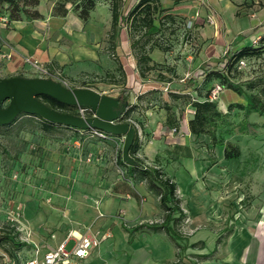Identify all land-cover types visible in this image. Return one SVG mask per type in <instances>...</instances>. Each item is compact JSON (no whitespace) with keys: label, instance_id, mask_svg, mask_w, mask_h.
I'll return each instance as SVG.
<instances>
[{"label":"rangeland","instance_id":"374dc122","mask_svg":"<svg viewBox=\"0 0 264 264\" xmlns=\"http://www.w3.org/2000/svg\"><path fill=\"white\" fill-rule=\"evenodd\" d=\"M113 1L58 0L53 15L65 18L71 13L81 20L85 34L96 37L105 18L99 9L102 5L112 9ZM165 15H156L162 19L156 22L161 27L158 32H150L141 22L130 26L133 63L140 77L161 87L152 85L154 89L142 99V93L131 88L136 109L129 123H118L137 130V158L144 167L157 169L177 184L185 216L174 229L182 240L174 241L158 230L165 215L160 197L149 189L148 181L121 165L124 136L103 139L99 131L79 132L68 127L45 131L40 118L20 115L11 127H0V264H25L36 254H45L50 242L72 231L87 230L105 238L87 264H264V115H251L249 125L242 129L236 125L244 120V112H232L229 132L222 135L226 143L238 147L241 156L231 162L225 160L224 147L211 146L207 137L184 136V124L178 132L167 126L165 132H147L145 116L148 108L165 111L167 104L180 123L184 114L191 121L195 112L192 103L205 97L226 113L230 104L245 102L244 96L227 88L228 83L247 94L264 85V52L225 72L226 84L214 77L205 80V68H216L223 58L203 60L199 31L188 25L187 19L172 15L165 20ZM111 22L112 18L109 22L105 18L108 30L98 34L107 41L106 47L113 46L119 28L113 30ZM260 40L251 46L262 47ZM110 52L106 60H88L83 74L75 78L67 77L59 67H45L53 72L49 78L36 71L24 74L52 79L72 91L89 89L117 99L127 87V74L119 56ZM189 54L195 57L192 66L186 59ZM144 55L152 62L141 64ZM191 80L193 86L185 90ZM174 81L181 82L179 91H187L180 100L170 97ZM68 111L94 117L89 108ZM155 137L164 142L166 151L150 159L145 155ZM131 200L136 206L120 208Z\"/></svg>","mask_w":264,"mask_h":264},{"label":"crops","instance_id":"0c3cea01","mask_svg":"<svg viewBox=\"0 0 264 264\" xmlns=\"http://www.w3.org/2000/svg\"><path fill=\"white\" fill-rule=\"evenodd\" d=\"M38 1L40 4L39 11L44 17L42 20L10 22L7 16H2L5 21L0 22L1 79L27 78L28 76L24 72L34 71L30 65L25 63L27 58L38 61L43 67H59L65 71L67 77L75 78L83 74V67L88 60H106V53L111 51L112 56L116 53L122 61L127 74V88L136 89L135 91L141 92V97H143L148 90L154 89L151 87L152 85H155L156 89L161 87L160 83L151 84L149 79L141 78L139 69L133 63L135 58L130 36L131 23L122 22L118 25L117 36L114 35L115 41L111 43L113 46L106 47L107 41L103 40V35L99 37L98 34L108 30V23H104L105 18L107 22L111 18L113 21L111 6L102 5L100 7L99 10L104 11L105 18L100 25L101 30L96 31V37H92L93 34H91L92 36L85 34L83 23L71 13L65 18H58L53 15L58 0ZM137 4L138 0H122V13H129ZM160 9L166 10L165 14L167 15L187 19L188 25L199 31V39L197 40L203 44V50L200 53L203 60L224 59L229 50L239 51L251 46L258 38L264 37V0H160ZM8 55L12 56L11 60L5 59L4 56ZM186 59L191 62V66L194 64L195 57L193 58L191 54ZM180 83L174 81L171 84L172 92L179 95L187 92L185 90V92L179 91ZM149 109L145 112L148 121L147 132L159 133L160 131L165 132L166 129L169 130L165 125L167 112L162 109ZM141 113L144 114V111ZM189 121V116L184 114L181 122L184 124L182 127V131L183 128L185 129L183 131L184 136L191 135L188 127ZM190 137L192 138V135ZM163 143L158 137L150 140L145 156L155 159L163 154L166 151L163 148ZM136 204V201L131 200L128 203H123L120 208H133ZM117 230L120 232V228ZM85 232L72 231L70 233L79 237ZM70 233L50 242L49 249L62 243ZM72 244L74 246L75 241L72 240L69 246ZM92 256L79 264H87Z\"/></svg>","mask_w":264,"mask_h":264},{"label":"trees","instance_id":"16d2710c","mask_svg":"<svg viewBox=\"0 0 264 264\" xmlns=\"http://www.w3.org/2000/svg\"><path fill=\"white\" fill-rule=\"evenodd\" d=\"M39 6L40 4L38 0H0V16H7L10 22L41 20L43 19V15H41L39 11ZM94 7V3L91 2V9H94ZM122 7V0L113 1V30H115L116 27L122 22L126 24L131 23L132 26L141 22L139 24H142V26L144 27L150 28V32H158L161 27L160 25L156 24V22H160L162 19H156V15H162L167 12L166 10L160 9V0H139L137 6H135L134 9H132L127 14L122 13ZM55 12H58V10H55ZM81 18L83 20H86L85 15H81ZM163 19H172V15H165ZM260 41L262 42V47L260 48L249 46L239 51L229 50L222 62L217 63L216 68H213L210 65L205 68V80L214 77L217 79H221L226 84L227 79L224 75L225 72L227 74L230 73L233 70L234 66L241 60L247 57L260 55L262 52H264V37ZM140 60L141 64H147L152 62L153 59L144 55ZM219 69H221V72ZM193 84L194 81L191 80L186 86L185 90L190 89ZM227 88L241 97L244 96L245 102L230 104L227 108V112L224 113L219 109L218 103L210 101L209 97H205L206 99L203 100L194 101L192 103V107L194 108L195 112L193 119L189 123V130L192 135H195L197 137H207L210 140L211 146L213 147H224L225 160L231 162L233 160H239L241 153L238 147H236L232 143H226L222 134H224L225 132H229L227 129L228 126L231 125L229 119L232 112L235 110L244 112L245 114L244 120L236 125L237 127H240L242 129H245L249 125L248 118L251 115H264V85L256 93L252 94H247L243 91L242 88L230 83H228ZM181 96L182 95L174 92H172V94L170 95V97L174 100H180L182 98ZM131 97L132 90L125 87L121 91L120 96L117 98L119 103L126 105V109L120 119L121 123H129L128 118H130L131 114L136 109L135 105H133L131 101ZM38 99L56 112L72 114V112L68 111L72 107L59 103L58 101L48 96H39ZM140 99H142V97ZM171 109L172 108L169 105L165 104V111L167 112L166 126L178 132L179 128H181V123L178 119L174 118ZM91 114L92 116L94 115L93 112H91ZM34 117L40 118L38 116ZM40 119L44 124L43 128L45 131H51L52 129L57 127H65L50 123L43 120L42 118ZM14 123L15 121L7 126L0 127H11ZM77 131L91 132L92 130ZM107 136L114 138L117 137L111 135ZM139 149L140 140L138 132L137 130H135V139L129 151V156L131 160L135 162V165H128L122 160V157H119L121 165L128 167V171L132 175L134 173H137L142 177L141 179L148 181L149 189L157 193V195L160 197V206L161 209L165 212L164 223L158 230H164L165 234L168 235L172 240L180 242L182 240V237L178 234L176 229H174V225L180 222L185 215L181 208V200L177 195V184L172 179L163 177L162 173L157 169L151 170L147 167H144L141 161L137 158ZM133 197L138 201L140 200V197L138 195H133Z\"/></svg>","mask_w":264,"mask_h":264},{"label":"water","instance_id":"95a60500","mask_svg":"<svg viewBox=\"0 0 264 264\" xmlns=\"http://www.w3.org/2000/svg\"><path fill=\"white\" fill-rule=\"evenodd\" d=\"M39 96H48L70 107L89 108L91 119L56 112L41 102ZM9 103L6 108L5 103ZM126 109L117 99L89 90L72 91L51 79L13 77L0 78V126H7L20 115L38 116L53 124L76 130H96L111 136H124L123 159L135 165L129 156L135 139V130L128 124L118 123Z\"/></svg>","mask_w":264,"mask_h":264},{"label":"built area","instance_id":"2783aa9c","mask_svg":"<svg viewBox=\"0 0 264 264\" xmlns=\"http://www.w3.org/2000/svg\"><path fill=\"white\" fill-rule=\"evenodd\" d=\"M4 21L5 20L0 17V22ZM258 41L259 38L254 43L256 44ZM4 57H6L8 60L12 59L11 55ZM25 63L30 65L34 69V71L46 75V78L54 76L53 72L51 73L36 60L27 58L25 59ZM57 76H60V74H57ZM220 90L221 88L218 87V91ZM98 133H100L99 135L103 139L107 138V135L105 133L100 131ZM104 239V237L100 238L90 230H87L79 237L75 236L73 233H70L67 238L58 246L49 249L43 255L36 254L35 256L29 258L25 262V264H77L89 259L92 256L93 252L101 247ZM72 240L75 241V244L71 249H69V244Z\"/></svg>","mask_w":264,"mask_h":264}]
</instances>
